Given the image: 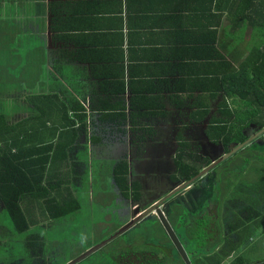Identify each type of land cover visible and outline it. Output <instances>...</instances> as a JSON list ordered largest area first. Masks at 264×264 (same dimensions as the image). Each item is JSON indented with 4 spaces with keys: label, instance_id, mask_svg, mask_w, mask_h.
<instances>
[{
    "label": "crops",
    "instance_id": "1",
    "mask_svg": "<svg viewBox=\"0 0 264 264\" xmlns=\"http://www.w3.org/2000/svg\"><path fill=\"white\" fill-rule=\"evenodd\" d=\"M210 4L206 0H0L2 33L5 38L21 43V61L27 63L21 66L22 73L28 77L23 80V92L40 91V76L44 81L46 74L42 62L46 58L47 68L53 70L77 97L78 90L94 96L97 92L103 95L101 83L109 74L105 68L109 65H118V71L113 73L118 80L131 81V89L126 86L125 93L118 95L123 96L126 105L125 121L117 119V123L110 124L99 120V114L89 109L88 94L85 106L89 125L70 153L71 169L77 173L74 179L81 181L84 176L91 188L88 193L94 198L101 194V183L108 178V201L115 200V212L116 208L119 212L123 207L126 219L128 214L131 218L134 216L136 207L143 211L169 191L160 196L161 192H157V196L147 199L136 160H142L150 149H161L168 151L174 162L180 141H190L194 148L191 137L198 136L200 130L209 142L206 124L215 113L220 98L211 102L212 114L205 120H192L190 113L205 99L202 92L190 87L187 79L197 77L193 75L204 70L207 55L214 64L221 61L222 54L230 60L237 59L247 50L244 43L251 40L249 32L238 47L237 38L228 30L229 22L216 11L215 3ZM213 45L217 51L211 49ZM115 57L111 64L107 61ZM57 66L63 67L61 72L55 69ZM140 91L150 97L146 102L150 108L136 102L132 107L137 109L131 112L130 97ZM169 139L172 140L170 151ZM120 161L129 165L130 185L140 184L139 200L120 195L110 177L112 165ZM106 163H109V170L105 169ZM80 168L85 174L79 173ZM79 184L75 181L73 187ZM198 214L207 219V213ZM230 214V217L223 214L224 219L221 213L210 214L215 217L213 227L188 229V236L192 231L193 238H187L184 229L180 231L182 238L175 232L192 264H264V214L249 219L245 231L240 229L243 214ZM153 216L156 215L150 214L140 222ZM195 236H199L198 246ZM120 247L125 248V243ZM126 248L135 249L133 245H126ZM176 251L169 243V264H175L171 258Z\"/></svg>",
    "mask_w": 264,
    "mask_h": 264
},
{
    "label": "trees",
    "instance_id": "2",
    "mask_svg": "<svg viewBox=\"0 0 264 264\" xmlns=\"http://www.w3.org/2000/svg\"><path fill=\"white\" fill-rule=\"evenodd\" d=\"M206 1L210 2L211 6L215 3L216 11H220L222 18L229 22L228 30L237 38L238 47L244 43L247 34L251 33L250 42L244 43L247 44V50L243 55L230 60L222 54L221 61L215 64L207 55L204 70L193 75L197 77L187 79L190 87L192 85L194 90L202 92L205 99L200 100L199 107L190 113L192 120H205L212 114L211 102L220 98L215 113L206 124L205 133L210 143L220 146L224 153H228L264 128V0ZM211 13L213 14L212 9ZM2 29L4 28L0 24V34ZM0 38V96L14 95L18 98L23 94L32 110L27 117L16 122H11L10 118L0 111V201L16 229L24 232L32 225L26 208L37 206L41 213L50 220H55L81 207L78 199L72 194L74 176L77 173L71 169L70 153L73 147L79 144L80 135L86 132L89 125L85 104L90 93L78 90V97L73 95L54 71L47 68V58L42 62L46 74L44 81L40 76V91L16 90V86L22 85L24 88L23 80L28 79L21 70V43L5 38L3 33ZM206 44L208 46L209 43ZM35 46L37 47L36 44ZM213 48L216 49L214 45L211 49ZM110 51L112 54V49ZM115 60L116 57L107 61L111 64ZM16 64L21 74L12 71ZM62 68L55 67L59 72ZM105 68L109 74L104 76L105 81L101 83L103 95H99V92L96 93L98 97L90 94L89 109L99 114V120L115 124L117 119H127L123 96L118 95L125 93L126 86L131 89L132 83L118 80V76L113 74L118 71V65ZM40 71L42 72V69ZM61 78L66 77L61 75ZM6 86L10 88L4 89ZM149 99L150 97L141 91L132 95L129 100L131 112L137 109L132 107L136 102L150 108L146 103ZM259 139H264V134L192 184L193 187L199 186L207 180L205 183L211 184L210 187L219 189L216 208L207 209L205 222L200 217L201 214L187 215L188 206L179 199L182 191L164 202L165 216L175 232L180 234L184 229L186 237L189 238L192 231L188 236V229L213 227L215 217L210 214L221 213V218L224 219L223 214L230 217L233 212L243 214L240 229L245 231L249 219L259 218L264 214V145L258 143ZM91 140L94 142V139ZM179 144L174 157L175 170L170 175L171 181L177 185L190 180L213 161L208 156L198 157V153L193 151L196 148H193L190 141L181 140ZM109 172L120 195L125 198L132 196L134 200L140 199V184L134 182L130 185L129 165L126 161L115 163ZM177 196L179 197L176 198ZM120 226H116L113 233ZM138 228H144V239L136 245V238H130L125 248L126 245H133L135 249L139 246L140 249L148 251L143 248H148L147 243L157 247L162 245L168 247L163 253L169 256V243L172 245L173 242L157 216L137 223L134 230L137 231ZM112 234L99 237L94 244ZM120 237H115L107 244L117 243ZM198 237H194L196 246L200 244ZM123 244L117 243L116 247L125 256L124 252L128 249L119 248V245ZM175 253L171 260L175 264H186L178 250ZM129 259L130 257L125 256V260Z\"/></svg>",
    "mask_w": 264,
    "mask_h": 264
},
{
    "label": "rangeland",
    "instance_id": "3",
    "mask_svg": "<svg viewBox=\"0 0 264 264\" xmlns=\"http://www.w3.org/2000/svg\"><path fill=\"white\" fill-rule=\"evenodd\" d=\"M24 64L25 61L21 62V66ZM17 66V64L14 65L12 71L19 73L21 70ZM9 88L8 86L4 87L6 90ZM15 88L16 90H23L22 85ZM0 111L6 114L11 122H16L27 116V113L30 114L32 110L22 94L18 98L14 95H1ZM201 133L202 131L200 130L197 133L198 136L191 137L194 139L193 145H197H194L196 149H193V151L198 153V157L208 156L210 159H216L224 154L222 148L209 144ZM171 143L172 140L169 139V151ZM258 143L264 145V139H259ZM170 156L171 154L168 155V151L150 149L142 160L135 161L136 168L140 169L139 178L144 186V196L147 199L157 196V192L167 190L170 192L178 186L170 179V175L174 172L175 168ZM109 163L105 165L106 170L110 169ZM81 168L79 169V173L83 175L85 171ZM75 181L77 184L81 183L75 188L73 187L72 190L80 203V209L59 219L50 220L40 212L37 206L32 209L31 207L26 208V212L32 220V225L24 232H19L16 229L8 211L0 201V264H68L84 252L90 250L99 237L112 234L116 226H120L131 218V214H128V219L125 218L126 213L124 214L123 207L119 212H117L119 208H116L117 213L115 212L117 205L114 199L108 201L109 197L106 193L110 191H106L109 185L108 178H105L101 183L103 187L102 189L100 188L101 194L96 197L94 196V198L88 193V188L90 187L84 176H81V181L80 179H74ZM205 182L195 187L191 185L190 188L182 191L180 197H176H179V199H182L187 204L189 209L187 211L188 216L190 214L192 216L200 215L198 213H205L208 208H216L215 203L219 189H213V187H210L211 184ZM95 190L96 192L98 191V189ZM200 217L204 218L203 216ZM119 222L121 223L119 224ZM203 222H205V218ZM134 227L132 226L121 234L122 238H118L116 242L118 244L121 242L129 244L130 238H136L135 244L139 245L140 240L144 239L142 237L144 228H138L135 231ZM117 243H106L107 245L105 244L93 251L76 264H112V262L131 264L134 261L141 264L143 262L148 264H169V256L163 253L164 249L168 248L166 246L160 245L157 247L147 243L148 248L146 246L143 248L148 251L142 250L137 246L138 249L124 252L126 257H130L129 260H125V256L120 253L121 250L116 247ZM126 249L128 248L124 250ZM119 258L122 260H119Z\"/></svg>",
    "mask_w": 264,
    "mask_h": 264
},
{
    "label": "water",
    "instance_id": "4",
    "mask_svg": "<svg viewBox=\"0 0 264 264\" xmlns=\"http://www.w3.org/2000/svg\"><path fill=\"white\" fill-rule=\"evenodd\" d=\"M263 134H264V128H262L261 130H259L256 133H254L249 139H247L242 144L235 146L228 153H224L220 157H218L216 159H212L213 161H212V163L209 166H207L205 169H203L202 171H200L197 175H195L190 180L185 181V182L179 184L172 191H170L168 193V195H166L165 197H163L161 200H158L156 203H154L153 205H151L147 209L141 211V208L140 207H136V209L134 211V216L131 218V220L128 223H126L125 225L121 226L115 233H113L107 239L101 241L100 243H97V244L93 245L90 250H88L87 252H84L82 255H80L79 257L75 258L74 260H72L68 264H76L77 262L81 261L83 258H85L86 256H88L90 253H92L93 251H95L98 248L102 247L103 245H105L110 240L114 239L115 237L123 234L125 231H127L128 229H130L132 226H134L135 224H137L138 222H140L142 219H144L146 216H148L150 214H155L160 219V221L162 222V224H163L166 232L168 233L170 239L172 240L174 246L178 250L179 254L183 258V260L185 261V263L186 264H192V262H191V260H190V258L188 256V254L186 253L185 249L183 248L182 243L180 242L178 236L176 235L173 227L171 226V224L167 220V218L165 216V213L162 210V205L164 204L165 201H167L169 198L173 197L174 195H176L180 191L187 190L188 188H190L191 185L198 178L204 176L206 173H208L212 168H214L215 166H217L219 163H221L224 160L228 159L229 157L233 156L235 153H237L238 151H240L241 149H243L245 146H247L250 143H252L253 141H255L258 137H260Z\"/></svg>",
    "mask_w": 264,
    "mask_h": 264
},
{
    "label": "flooded vegetation",
    "instance_id": "5",
    "mask_svg": "<svg viewBox=\"0 0 264 264\" xmlns=\"http://www.w3.org/2000/svg\"><path fill=\"white\" fill-rule=\"evenodd\" d=\"M164 192H166V191H164ZM168 193H169V192H167V194H166V193H165V194H163V192H161V193H158V196H160L159 194H161V195L163 194L162 196H160V197H161V199H162L163 197H165L166 195H168ZM168 200H169V199H168ZM165 202H166V201H165ZM120 227H121V226H120Z\"/></svg>",
    "mask_w": 264,
    "mask_h": 264
}]
</instances>
